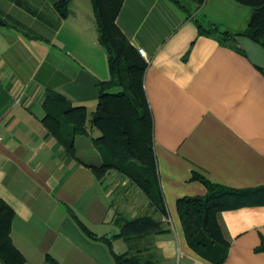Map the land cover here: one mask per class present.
<instances>
[{
  "label": "crops",
  "instance_id": "0c3cea01",
  "mask_svg": "<svg viewBox=\"0 0 264 264\" xmlns=\"http://www.w3.org/2000/svg\"><path fill=\"white\" fill-rule=\"evenodd\" d=\"M60 1L0 0V200L15 212L14 246L25 264H116L128 250L117 215H149L165 229L154 237L159 264H211L188 245L178 201L205 197V181L264 188V72L233 44L201 35L196 20L243 31L252 10L226 0L213 18L172 0H123L117 25L145 52L163 216L124 175L98 178L101 158L67 155L43 122L48 91L91 114L98 83L111 77L91 0H72L66 18ZM218 222L230 243L223 264H264V203L223 211Z\"/></svg>",
  "mask_w": 264,
  "mask_h": 264
},
{
  "label": "trees",
  "instance_id": "16d2710c",
  "mask_svg": "<svg viewBox=\"0 0 264 264\" xmlns=\"http://www.w3.org/2000/svg\"><path fill=\"white\" fill-rule=\"evenodd\" d=\"M71 1L62 0L56 4L64 18L70 13ZM172 1L186 12L178 0ZM191 1L198 8L206 2ZM234 1L252 9L245 30L222 29L218 24L205 25L196 20L199 33L216 36L220 41L231 43L238 49L236 37L242 35L264 47V0ZM91 3L99 42L108 53L111 77L98 83L99 101L91 114L86 107L74 106L60 93L48 91L44 102L46 114L43 122L63 146L66 154L76 157V137L87 133L90 120L91 125L102 132V136L95 142L101 152L102 164L92 167L97 177L101 179L110 170L120 172L146 194L163 216H167L154 153L153 115L144 88L147 63L117 25L124 1L91 0ZM116 88H120L118 92H111ZM205 184L209 189L208 194L205 197L180 199L178 212L190 248L211 264H223L229 256L230 243L222 232L218 215L226 210L264 203V188L239 192L211 185L206 181ZM14 217L13 209L0 200V264L26 262L11 239ZM115 224L120 229L118 237L128 245L125 253L114 254L116 264H159L154 237L165 232L159 221L149 215L134 219L117 215ZM80 225L84 227L81 223ZM84 230L91 235L85 227ZM46 260L49 264H60L50 256Z\"/></svg>",
  "mask_w": 264,
  "mask_h": 264
},
{
  "label": "rangeland",
  "instance_id": "374dc122",
  "mask_svg": "<svg viewBox=\"0 0 264 264\" xmlns=\"http://www.w3.org/2000/svg\"><path fill=\"white\" fill-rule=\"evenodd\" d=\"M178 1L182 6L185 7L187 14L192 15L195 12V10L198 8L197 5H195L191 0H178ZM222 1H226V0H206L205 4L202 7H200V10L202 9L199 12L200 16L209 15L210 17H213V18H217V15L221 16V13L217 14V9L221 10V7H219V6L217 7V3H219V5L221 6L224 3ZM234 3L236 5V7H238L239 9H244L247 12L248 11L251 12V10H252L251 7H249V6L242 5V4H239L237 2H234ZM235 12H236L235 14H237V15L243 14L237 10H235ZM205 25H207V24H205ZM119 89L120 88L113 89V90H111V92H118ZM87 130L88 131L86 134L76 137V141H75L76 157L78 158L77 155L79 153V155H81V157L85 161H88L91 163H96V160H98V158H101V161H102L101 152L97 148V146L95 145L96 140L102 136V132L98 128L92 126L90 123V120L88 122V129ZM101 164H102V162H101ZM101 164L94 166V167H99ZM110 171H115V170H110ZM110 171H108V172H110ZM116 172H118V171H116ZM118 173H120V172H118ZM174 264H180V259L176 260L174 262Z\"/></svg>",
  "mask_w": 264,
  "mask_h": 264
},
{
  "label": "water",
  "instance_id": "95a60500",
  "mask_svg": "<svg viewBox=\"0 0 264 264\" xmlns=\"http://www.w3.org/2000/svg\"><path fill=\"white\" fill-rule=\"evenodd\" d=\"M0 24L4 25L5 22L0 19ZM236 40L237 46L246 53L250 61L264 71V47L247 36H237Z\"/></svg>",
  "mask_w": 264,
  "mask_h": 264
},
{
  "label": "built area",
  "instance_id": "2783aa9c",
  "mask_svg": "<svg viewBox=\"0 0 264 264\" xmlns=\"http://www.w3.org/2000/svg\"><path fill=\"white\" fill-rule=\"evenodd\" d=\"M139 52H140V54H141L142 56L145 55V52H144L143 49H139Z\"/></svg>",
  "mask_w": 264,
  "mask_h": 264
}]
</instances>
